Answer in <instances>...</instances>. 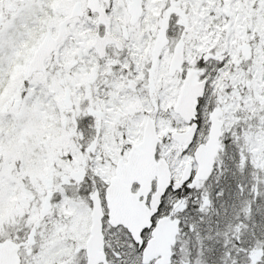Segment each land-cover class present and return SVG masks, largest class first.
Segmentation results:
<instances>
[{
  "label": "snow or ice",
  "instance_id": "obj_1",
  "mask_svg": "<svg viewBox=\"0 0 264 264\" xmlns=\"http://www.w3.org/2000/svg\"><path fill=\"white\" fill-rule=\"evenodd\" d=\"M0 264H264V0H0Z\"/></svg>",
  "mask_w": 264,
  "mask_h": 264
}]
</instances>
